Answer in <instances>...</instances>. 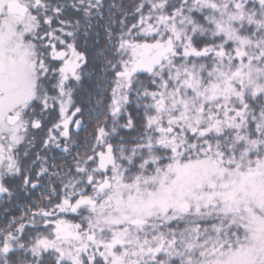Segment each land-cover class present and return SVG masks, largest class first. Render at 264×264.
<instances>
[{"label":"snow or ice","instance_id":"obj_1","mask_svg":"<svg viewBox=\"0 0 264 264\" xmlns=\"http://www.w3.org/2000/svg\"><path fill=\"white\" fill-rule=\"evenodd\" d=\"M0 264H264V0H0Z\"/></svg>","mask_w":264,"mask_h":264}]
</instances>
